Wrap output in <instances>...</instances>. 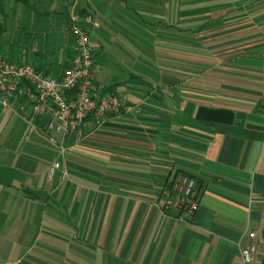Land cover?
Instances as JSON below:
<instances>
[{
    "label": "crops",
    "instance_id": "0c3cea01",
    "mask_svg": "<svg viewBox=\"0 0 264 264\" xmlns=\"http://www.w3.org/2000/svg\"><path fill=\"white\" fill-rule=\"evenodd\" d=\"M74 8L96 20L101 71L160 76L131 74L150 83L120 94L139 109L88 123L65 154L25 120L32 137L1 182L0 263L242 264L255 231L264 264V0H31L28 53L52 75L69 63ZM179 175L196 182L193 214L163 210Z\"/></svg>",
    "mask_w": 264,
    "mask_h": 264
},
{
    "label": "built area",
    "instance_id": "2783aa9c",
    "mask_svg": "<svg viewBox=\"0 0 264 264\" xmlns=\"http://www.w3.org/2000/svg\"><path fill=\"white\" fill-rule=\"evenodd\" d=\"M70 20L75 43L67 68L59 74L46 73L29 62L0 58V104L5 111L20 114L33 130L40 128L49 133L48 141L62 154L68 151L67 138L81 133L88 123L98 129L122 110L139 109V105L127 103V96L107 92L95 83L99 66L90 32L96 24L93 15L74 13ZM58 165L54 164L52 173ZM199 206L193 178L179 175L169 181L164 191V211L175 208L180 213L193 214ZM246 236L253 242L241 245V263L255 264L258 234L249 231Z\"/></svg>",
    "mask_w": 264,
    "mask_h": 264
},
{
    "label": "rangeland",
    "instance_id": "374dc122",
    "mask_svg": "<svg viewBox=\"0 0 264 264\" xmlns=\"http://www.w3.org/2000/svg\"><path fill=\"white\" fill-rule=\"evenodd\" d=\"M28 11L29 9H27L25 5L17 4L11 0H0V43L2 44L0 47V57L6 60H24L36 66L38 61L35 59L34 54L30 57V53H28V50L32 51L34 46L31 41L33 30H27L26 28L27 18L25 14L28 13ZM74 13L85 12L74 8L71 14ZM69 22L71 29V20ZM50 23L53 22L51 21ZM53 32V38H56V32ZM55 65L58 64L55 62ZM61 68L62 67H60V69ZM101 70L98 69L95 74V82L101 88L109 86L114 82H125L131 74L146 76L148 78H158V76H160L159 67L156 69L133 68L129 63L128 66L126 64V66L122 68L112 66L110 67V71L107 69ZM129 88L127 84L119 85L117 92L123 95L130 91ZM31 137L32 133H30L24 118L13 110L4 111V108L0 104V210H5L9 203V197L6 195V189L8 188L1 183L11 179L8 167L12 166L8 164V160L11 157H15L18 153L25 152L26 149L24 150V147L27 146ZM22 139L28 140L27 143H22ZM6 214L5 211H0V222L5 220Z\"/></svg>",
    "mask_w": 264,
    "mask_h": 264
},
{
    "label": "trees",
    "instance_id": "16d2710c",
    "mask_svg": "<svg viewBox=\"0 0 264 264\" xmlns=\"http://www.w3.org/2000/svg\"><path fill=\"white\" fill-rule=\"evenodd\" d=\"M17 4H22V5H25L26 7H31V0H11ZM1 43H0V47H1ZM1 54V53H0ZM1 58V57H0ZM19 62V61H18ZM68 66V63L62 68L63 70L65 68H67ZM37 69L39 70H43L45 71L46 73H49L50 72V69L48 68H43V67H40V66H36ZM136 84V83H139V84H143V85H150V83L146 82L144 79H142L141 77L137 76V75H132L126 82H123V83H117V84H112L110 86H106L104 87L103 89L107 92H110L112 94H118L117 92V88L119 85H123V84ZM198 190V189H197Z\"/></svg>",
    "mask_w": 264,
    "mask_h": 264
}]
</instances>
